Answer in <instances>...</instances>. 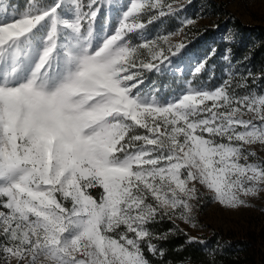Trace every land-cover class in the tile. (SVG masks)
I'll list each match as a JSON object with an SVG mask.
<instances>
[{
    "label": "snow or ice",
    "instance_id": "6c2138e0",
    "mask_svg": "<svg viewBox=\"0 0 264 264\" xmlns=\"http://www.w3.org/2000/svg\"><path fill=\"white\" fill-rule=\"evenodd\" d=\"M107 6L115 23L99 35L104 0H26L23 11L0 0V264H152L161 242L187 236L178 220L196 227L197 185L228 210L264 196L253 148L264 145V91L253 87L264 72L164 100L147 75L182 53L173 37L195 21L144 30L186 5Z\"/></svg>",
    "mask_w": 264,
    "mask_h": 264
},
{
    "label": "rangeland",
    "instance_id": "374dc122",
    "mask_svg": "<svg viewBox=\"0 0 264 264\" xmlns=\"http://www.w3.org/2000/svg\"><path fill=\"white\" fill-rule=\"evenodd\" d=\"M126 2L127 0H104L105 7L96 23V31L99 35L110 31L115 23L116 12L107 5L115 3L119 8ZM176 2L186 5L184 11L166 16L144 30L146 35L154 37L168 32H177L183 27L182 22L185 18L195 21L193 25L183 28L182 35L173 37V42L184 40L186 48L182 53L172 59L171 65L166 64L159 72H151L147 75L145 88H152L154 85L158 96L164 100L179 94L188 87L212 89L221 84L225 79L217 85H212L210 82L214 76L212 69L215 68L217 59L223 62L221 64L223 74H229L234 62L229 60L226 52L228 45L223 44L222 48L218 49L217 42H235L237 33L232 27L225 26L223 22L216 23L219 16L222 18L225 16L215 9V3H222L225 9L238 17L246 26L264 24V0H214V2L211 0H176ZM207 27L214 28V32L206 34ZM222 50L225 51L222 52ZM201 63L205 67L197 74L195 68ZM200 74H202L201 77H196ZM253 148L258 157H264V145L257 144ZM197 187L202 197L201 203L195 210L196 227H190L179 220L176 222L180 229L187 232L186 241L188 236L197 237L205 242L200 245L208 250L212 244L219 246L226 242L242 240L248 234H258L264 229V196L250 201V207L228 210L212 201L211 193L206 188L200 185ZM171 227H173L172 224ZM257 264H264V261L259 260Z\"/></svg>",
    "mask_w": 264,
    "mask_h": 264
},
{
    "label": "trees",
    "instance_id": "16d2710c",
    "mask_svg": "<svg viewBox=\"0 0 264 264\" xmlns=\"http://www.w3.org/2000/svg\"><path fill=\"white\" fill-rule=\"evenodd\" d=\"M214 2V0H211ZM215 9L224 14V18L219 16L216 19L217 24H225L232 27L237 33L235 42H217V48L221 49L223 44H227L226 52L229 60H233L232 68L229 74H223L221 62L217 59L216 66L212 69L213 77L210 79L212 85L221 83L223 79H228L229 75L233 77V87L236 80L241 76L247 75L248 72L259 77L264 72V24L246 26L238 17L225 9L222 3H215ZM214 32V28L207 27L206 34ZM225 50H222V52ZM218 56V55H217ZM218 58V57H217ZM202 74L196 75L201 77ZM251 85V80L248 81ZM258 91H264V80L257 79L253 85ZM247 89H237V94H244ZM92 194L99 195V189H94ZM156 231H165L171 228L170 223H162L151 226ZM160 246L165 250L166 255L163 259L153 258L152 264H206V257L212 249L218 250L215 253L216 264H257L259 260L264 261V229L258 234L250 233L242 240L232 241L219 246L211 245L210 249H204L199 243H187L186 236L183 233L177 232L167 241L161 242Z\"/></svg>",
    "mask_w": 264,
    "mask_h": 264
},
{
    "label": "built area",
    "instance_id": "2783aa9c",
    "mask_svg": "<svg viewBox=\"0 0 264 264\" xmlns=\"http://www.w3.org/2000/svg\"><path fill=\"white\" fill-rule=\"evenodd\" d=\"M12 2L15 3V4L20 5L21 6L20 7L21 10H23V8H24V6L26 4V0H12Z\"/></svg>",
    "mask_w": 264,
    "mask_h": 264
}]
</instances>
